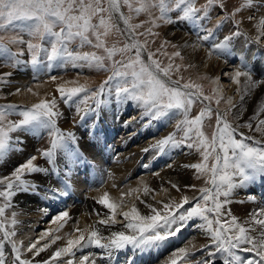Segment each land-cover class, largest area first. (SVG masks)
Here are the masks:
<instances>
[{"label": "snow or ice", "instance_id": "1", "mask_svg": "<svg viewBox=\"0 0 264 264\" xmlns=\"http://www.w3.org/2000/svg\"><path fill=\"white\" fill-rule=\"evenodd\" d=\"M217 2L218 0H206L205 5L196 7L195 0H0V63L5 66H18L21 64L19 57L27 51L30 60L25 63H30L37 73L68 64L74 68L110 71L112 74L96 90L90 91L87 84L79 85L75 81L67 82L77 84L75 87L59 85L57 91L60 98L68 103L74 97H80L77 114L83 113L80 116L83 121L89 112L97 111L103 103L100 97L105 86L116 81L117 101L135 102L142 110L141 118L146 117L149 124L171 119L179 114L182 119L178 121L176 129L183 133L182 137L177 139L176 133H172L157 141L153 147L160 151L166 146L195 149L201 155L200 162L185 167L194 169L197 179L205 177V186L197 189L198 196L191 199L182 196L179 203L171 199L168 202L161 201L159 207L141 200L150 212L147 215L142 214L135 205L130 211L122 212L123 221L127 222L124 224L127 231H114L110 236L104 237L93 227L86 238L84 233L89 232V229L80 230L77 227L73 233L68 234L64 246L57 247L48 259L36 261L35 257L40 256L62 237L54 236L49 243L40 247L38 245L41 240L52 236L51 229L42 232L39 239L27 246L23 241L15 239V226L18 223L16 213L13 212L9 220L6 210L13 207V198L18 193L35 190L36 185L31 184L25 178L26 175L49 171L48 168L34 163L37 160L36 155L29 156L9 175L0 176V264H97L95 258L87 254L77 257L76 253L89 246L104 249L109 256L113 250L128 246L139 250L158 247L181 233L187 222L195 219L202 221L198 227L210 243L195 249L189 239L185 246L172 252L166 264H216L215 258L218 255L222 257V264H264V209L250 213L249 219L244 222L238 221L230 210L223 211L225 204L230 203L229 197L235 188L243 187L257 176L264 177V102L259 104L256 114L249 121L233 126L227 117L232 115V120L238 121L242 112L237 105H233L232 98H228L227 104L231 107L226 112H215V130L209 138L203 128L205 119L212 118L213 109L206 106L194 117L190 113L192 106L198 101L202 103L213 98L205 95L199 84L190 80L181 83L182 76L172 79L173 71L178 73L180 65L174 66L171 61L174 57L182 59L180 51L172 53L170 62L162 66L155 58L160 49L152 51L147 47L148 37L158 35L154 29L160 26L159 21L173 22L170 12L178 10L180 20L195 24L201 19L199 14L207 16L208 6ZM251 3L252 0H245L243 6H250ZM220 6L223 7V4ZM123 8H127V13ZM153 10L158 15H154ZM240 10L241 8H237L231 14L232 17ZM142 13L148 16V20L132 23L134 16L138 17ZM121 22L124 27H121ZM144 24L149 27L138 31ZM205 31L207 34L199 37L201 41H208L212 36L211 30ZM258 31L256 42L261 43V38L264 37V19L259 21ZM238 35L240 33L236 31L232 36H225L222 41L213 44L209 56L229 55L230 41ZM111 36H116L117 39L109 43ZM139 37L145 39L141 41ZM74 44L77 47L74 48ZM85 45L102 50V54L96 51H80ZM14 47L16 51H13ZM163 47L162 44L161 48ZM6 76H11V73L0 75V81ZM51 79L55 81L57 77L52 76ZM231 82L238 86L237 92L242 102L254 89L264 86V79L254 80L245 64H241L231 75ZM20 91L21 89H17L14 94H19ZM27 91L32 92V89L28 88ZM81 93L84 94L82 97ZM221 99L222 97L216 98L215 103L219 105ZM232 108H237V111L233 113ZM14 114H18L21 119L11 120L9 117ZM60 115L55 98L42 99L30 108L19 110L15 105L0 106V159L23 143L13 133H46L49 146L40 151V156L51 166V171L59 173L58 164L62 163L64 175L70 176L74 168L86 163V160L80 151L75 133L64 132L57 126ZM253 121L257 123L254 125ZM240 128L260 133L262 138L238 133ZM171 186L176 191H181L178 185ZM185 187L196 189L195 185ZM138 191L139 189H132L128 195ZM151 191L153 190L147 186L143 188L144 195ZM53 194L67 195V192L56 189ZM221 197L224 199L221 200ZM97 203L109 213L98 223L105 226L116 224L120 204L111 202L108 193H104ZM189 204L191 206L185 208ZM181 209L184 211L181 212ZM69 218L67 211H60L51 223H66ZM63 226L61 223L55 231L58 232ZM75 233L79 235L72 238ZM6 244L11 248L10 253L5 250ZM194 249L201 253L206 251L207 255H202L199 260L194 259ZM237 250L252 253L254 258H242ZM24 253H31L32 256L24 258Z\"/></svg>", "mask_w": 264, "mask_h": 264}, {"label": "bare ground", "instance_id": "2", "mask_svg": "<svg viewBox=\"0 0 264 264\" xmlns=\"http://www.w3.org/2000/svg\"><path fill=\"white\" fill-rule=\"evenodd\" d=\"M261 19H264V9L260 10V14H257L256 18L252 17L250 19L251 21L245 23L246 29L250 30L251 35L255 38L259 34V21ZM254 24L255 26H253ZM121 25H123L122 22ZM170 32L173 36L182 37V35L178 31L171 30ZM253 49V45L249 46L248 53H244V55L240 54L236 50L235 52H233V56L230 55L229 58L225 59L226 63H224V61L215 62L214 60L203 55L201 52L202 48L201 50L195 46H189L186 48L189 58H191L192 62L195 63L198 69L202 72L204 71L207 74L210 73L212 77L216 79V81L221 72L225 70V72H223V76H221L222 78H220L221 84L219 85L218 90L224 91L227 100L228 98H232V102L235 101V94L238 95L236 105L242 112V115L239 119L240 121H243L247 116H250L252 112V103L254 101L249 100L250 96L248 95L245 96L244 101L242 102L240 99V94H238L237 92L238 86L233 83L228 84L225 78L231 79V75L236 71V67L231 72L227 71L229 69L231 70L234 65L238 66V64H240L241 62H243L241 64L247 65V69H250L249 66L252 62L251 57L255 54V52L253 54ZM260 53L261 52L257 54ZM53 70H55V67L50 71L37 73L32 66L21 65L19 67V73H17L13 78L8 79L7 85H5L4 91L8 97V100L14 103H18V105H32L34 104V102L40 100L41 98H45L46 96L49 98L51 96V92L54 90V86L52 82H47L46 78H48L53 73ZM241 80L243 81V77L241 78ZM263 87L264 86L258 87L257 91L255 92L258 93L261 89H263ZM28 88H31L32 92H28ZM17 89H21L20 93L14 94L16 93ZM33 93H36V95H33ZM108 102L109 100L103 101L100 106V111L102 112L101 115L103 124H108V126L110 124V133H101L103 129L99 124L89 125V120H85V118L82 121L81 125H78L81 121L80 117L77 124V127L79 128L76 131L77 138H81V142L85 145V147L87 146L86 149L89 150L90 153H98L101 156L100 160L103 159V164H101V166H98L96 162H93L89 155L80 148V151L83 153L86 163L77 165L70 176L66 177L64 175L62 163L58 164V169L60 170L59 173L51 171L50 165L46 167L44 166L42 168L49 169L47 173H34L31 174L30 178L28 177V175H26L25 177L31 184L36 185L35 191L37 190V192H39L36 195L38 197L31 195L29 191L20 192L13 198V207L11 208V210L16 213V220L18 221L17 225L15 226V230L17 231V236L15 237V239L17 241H23L24 245L27 246L30 242H34L33 239H35L36 237V240L39 239L42 232L49 229L52 230V236L41 240L40 244H45L47 240L52 239L54 236L62 237V239L57 240L55 244H52L46 251L42 252L40 256L35 257L36 261H44L48 259L51 253L57 247L64 246L66 244L68 234L73 233L74 229L77 227L80 230H83L85 228L89 229V232L84 233L86 238L93 227L97 228L104 237L110 236L114 231H127V229H125L124 227L117 228L101 225L98 223L99 220L97 217V213L99 212H97L96 209H98L97 206L99 205V203L95 204L93 200L100 199L104 195V193L108 192V190L110 201L118 203V195L125 189H136L141 184H143V188L147 186L152 189L153 191H151L148 195H144V192L142 190L138 196L139 199L135 200L133 204L141 211L142 214L145 215L149 214L150 210L145 207V204L141 203V200L154 204L157 207L160 206L159 202L161 201L168 202L171 199L178 203L181 200L183 193L182 186L189 179L188 174L190 168L185 167V165H190V159H188L190 155H183L180 151H177L176 148L171 150V146H166L163 151H160L159 149L153 147L154 145H156L157 141L172 134L171 128L168 127L170 121L166 118L158 121H153L150 124L148 123L147 125H143L142 122L144 121V118H141V109L135 104L130 108L127 107L125 103L118 102L117 99H115L114 101L112 100L109 103ZM109 110L110 113L108 116H106L105 112H108ZM234 110L236 112L237 108H234ZM127 113H131L133 115L131 120L123 119V117ZM89 116L91 115L89 114ZM114 121L116 122L111 124ZM101 122L102 121L97 119V123ZM116 128H120V130L116 132ZM131 129H133L134 131L130 132ZM99 133L103 134L102 136L105 135L104 137L108 139L110 134L112 133H116L117 136L122 138L116 139L113 143H111L110 147H108L106 143V146H104L105 141L101 140L102 142L100 141V147L95 151L94 146H92L94 141L93 136ZM29 134L31 135L29 136ZM247 134L248 136H255L256 138L258 137L257 135H250L249 133ZM37 135L38 134L35 133L23 132H21L20 134H14V137H22L21 140L23 141V147L21 146L22 148H16V150L11 151L7 154L2 162L3 165L0 169V176H4L6 174L9 175L20 161H26L27 157H29V152H34L32 151L33 148L31 147L30 142L34 140ZM149 135L153 137V143H151L149 140H145V138L150 137ZM81 142H79V145L82 144ZM145 149H148V151H145ZM153 151L156 152V156L153 154L152 157L146 159V162H143V160L141 164V159L145 155L149 157L151 154L149 152ZM39 157L43 159L42 156L39 155ZM168 162H172L171 167L163 166L164 163ZM36 164L39 166L41 165V163L39 164V162H37ZM152 166L160 170L158 174H150V172L152 171ZM90 169H93L94 172H91ZM138 169L142 170L143 174L138 179L136 178L135 180H131ZM144 172H147L148 174ZM54 174L56 175L54 176ZM103 177L105 179H103ZM128 179H130V181L126 182ZM102 180L106 181L105 186L99 190L92 191V186L101 183ZM122 183H124L122 187L118 188ZM172 184L178 185L181 191L178 192L176 191V189L172 188ZM66 185L67 187H65ZM160 187H165L168 189V193H166V196L163 198L160 197L155 200L151 199V195ZM56 189H59L61 192L66 191L67 195H54L53 190ZM85 190L90 192L89 199H87V201L84 200L86 193H82ZM91 196L96 197L95 199H92V202H90ZM191 196L189 198H191ZM229 199L230 203H228V208L231 214L237 217L238 221L240 222L247 221L249 219L250 213L258 211L259 209H264V177L257 176L255 180L246 183L243 187L235 188L232 191ZM73 200H76L74 205L72 202ZM36 201L42 202L44 207L42 206V204L41 206L43 209L40 207V204L37 205ZM60 205H63V208L67 207L65 211L69 213L70 217L67 222L65 223L63 221H60L55 224L48 222V224L45 226H43L44 224L39 226L40 220H42L45 216L51 214L54 207ZM101 213H99V215L106 218V215ZM26 216L28 217L25 218ZM32 219L33 221L29 222ZM90 219H93V222H91ZM46 220L47 219H45L44 221ZM193 221V225H191L187 231L193 234L191 238L192 243L193 245H195V249H199L201 248V246L209 244L210 241L205 236L203 231L198 227V225L202 223V221H200L199 219H195ZM61 223H63L64 226L60 228L58 232L55 231ZM38 229H41V231L37 233L39 234V236H36L34 232H36ZM183 233L184 232H181L180 234ZM76 235H79V233H75L72 238H75ZM185 245L186 244L174 245L171 242L164 248H161L159 255L156 257L153 256L151 251H147L144 256H140V251L137 250L134 254H132L131 258L127 259L126 257H124V255L131 248V246L120 250H113L110 256H108L107 254L103 255V252H105V250L95 246L85 247L77 253H79L80 255L89 254L90 257H93L97 260V264H166V261L169 259L172 252ZM40 246L41 245H38V247ZM93 249H95V251H92ZM5 250L6 252L10 253V246L6 244ZM96 252H102V254H95ZM237 254L242 258H254L252 253L237 250ZM202 255L206 256L207 252L205 251L204 253H201L200 251H195L194 259L199 260L202 258ZM31 256V253H24V258H30ZM219 258L222 262V257L219 256L216 259ZM53 264H56V262H53Z\"/></svg>", "mask_w": 264, "mask_h": 264}, {"label": "rangeland", "instance_id": "3", "mask_svg": "<svg viewBox=\"0 0 264 264\" xmlns=\"http://www.w3.org/2000/svg\"><path fill=\"white\" fill-rule=\"evenodd\" d=\"M221 3L223 4V7L220 6ZM195 4H196V7H201V6L206 4V0H195ZM244 4H245V0H218L217 3L208 6L207 16H204L203 13L199 14L201 16V19L195 24H193L190 21L180 20L179 19V15H180L179 11L174 10V11L169 13V16L172 18L173 22L172 23H164L163 21H159L158 23L160 24V26L154 29V32L158 33V35L148 37L149 44L147 45V47L152 51H156L157 49H160V51L157 52V55L155 58L161 62L162 66H166L170 62L169 57L171 56L172 53H174L176 51H180L182 59L180 57H174V58H172V61H171L174 64V66L180 65L179 72L177 73V72L173 71V73H172V79L173 80L178 79L180 76H182L183 80L181 81V83L190 80V81L194 82L195 84H199L202 86L203 93L205 95H208V96L213 98L211 101H203L202 103L200 101H198L196 104H194L192 106V110L190 113V115L194 117L195 115H197L201 111L202 108H204L206 106H209L213 109L214 114H213L212 118L210 120L205 119L204 128H203V131L205 132V134L209 138L212 136V134L215 130V124H216L215 112L216 111L226 112L231 107L230 105L227 104V98H226L224 91L218 90V87L221 84L220 78H222L221 76H223V74H224L223 72H225V70H223L221 72L222 75L220 74L217 78V81H216V79L214 77H212V75L210 73H209L210 74L209 75V74L205 73L204 71L202 72L201 70L198 69V67L195 65V63L192 62L191 58H189L187 51H186V48L189 46H195L200 50L202 48L201 52L203 55L214 60L215 62H218V61L223 62L224 61V63H226L225 59L229 58L230 55L233 56V52H235L236 50H237V52H239L242 55H244V53L245 54L248 53V51H249L248 47L251 45L254 46L253 54H254V52H256V54H257V53L261 52L262 50L264 51V42H263L264 37L261 38V43H257L256 38L254 36H252L250 33V30H247L245 27L246 26L245 23L251 21L249 19L250 16H251V18L252 17L256 18L257 14H260V10L264 9L263 8L264 7V0H252V3L250 6H243ZM237 8H241V10L238 13H236L235 17L233 18L231 14ZM122 10L125 13H127V8H123ZM153 13H154V15H158V12H156L155 10H153ZM146 20H148V16L146 14L142 13L138 17L134 16L132 23H141V22L146 21ZM254 22H255V20H254ZM217 25H220V26L217 27ZM253 26H255V24ZM121 27H124V26H121ZM147 27H149V25L144 24L143 28H141L138 31H144ZM206 29L211 30L212 36L208 41H201L199 39V37L207 34V32L205 31ZM171 30L172 31L175 30V31L180 32L182 37L173 36L170 32ZM236 31H239L240 35L234 36L231 39L230 46H229V51H230L229 55H227L225 57H218L216 55L209 56V50L213 44L222 41L225 36H232V34ZM25 39H28V37L25 36ZM116 39H117L116 36L109 37V43L115 41ZM139 39L141 41H143L145 38L139 37ZM190 40H192V41H190ZM162 44L164 45L163 48H161ZM243 44H244V47L246 49L245 50L246 52L242 50ZM173 45H175V47H173ZM21 47H23V46H21ZM73 47L75 48V47H77V45L74 44ZM16 50L17 49L14 47L13 51H16ZM79 50L82 52L96 51L98 54H102V50L95 49L89 45H85L83 48H81ZM19 59L21 60V64L18 66H15V67L5 66L4 64L0 63V75L5 74V73H11V76H6V77H4V79L2 81H0V106L15 105V106H17L18 110L23 109V108H30L33 105V104L32 105L31 104L18 105V103L11 102L8 100V97L4 91L5 85H7V80L13 78L14 76H16L17 73H19V67L21 65L31 66L30 63H25L26 61L30 60V56L27 53V51H25L24 55L20 56ZM145 59H146V54H145ZM251 60H252V62H251V65L249 66L250 69H248V70L252 73L253 79L254 80L264 79V75H261L259 77L261 71L264 70V67L259 66L261 64V61L259 59H257V56L253 58V55L251 57ZM241 63H243V62H241ZM241 63L238 64V66L234 65L232 67V69L231 70L229 69L230 71L228 70L227 72L233 71L235 67H236V69H237V67L239 68L241 66ZM63 70H64V72H63ZM111 74L112 73L110 71L106 72V71L97 70L94 68H92V69L87 68V67H84V68L76 67V68H74V67H72L71 64H68L67 66H63V67H55V70H53V73L48 78H46L47 82L53 83L54 90L51 92V96L49 98L46 96L45 98H41L40 100H42V99L51 100L52 98H55L57 101V110L61 114L57 120V126L64 132H73V133H75V135H77L76 131L79 128V127H77V124H78L77 120L79 119L80 115L82 114V113L77 114V104L79 103L80 97H74L72 103H66L64 100H62L60 98V94L57 91L58 86L63 84L66 87H75V86H77V84H79V85L87 84L90 91L96 90L99 88V86L105 80L108 79V77ZM52 76L57 77V79L55 81H53L51 79ZM225 79H226V82L228 84H232L230 78H225ZM72 81L77 82V84L67 83V82H72ZM115 85H116V81H111L108 85L105 86L104 93L100 97V98H102V101L109 100V102H111L112 100L114 101L115 99H117L115 96ZM257 88L254 89L251 92V94L249 95L250 97H252V98L249 97V100L254 101L252 103V107H251L252 112H251L250 116H247L245 118V120H243V121H240V120L233 121L232 115H229L227 117L228 120L231 123H233V126H235V124H237V123L243 124L246 121H249V119L256 114V110H257L259 104L261 102H264V87L258 93H256L255 91H257ZM214 90H216V91H214ZM254 93H255V95H254ZM233 94H235V93H233ZM83 95H84L83 93L80 94L81 97ZM235 95H236V97H235V101L233 102V105H236L237 99H238V95L237 94H235ZM219 97H222V99L220 101V104L217 105L215 103V99L219 98ZM40 100L34 102V104L39 103ZM201 100H202V97H201ZM124 103H125V105H127V107H130V108L132 105L135 104V102H132V101H128V102H124ZM72 104H73V106H72ZM89 104H92V101H89ZM81 107H83V105H81ZM232 112L235 113L234 108H232ZM101 113H100V115H101ZM105 113H106L105 115L108 116L110 113V110L108 112H105ZM89 114L90 113H88L87 116H85V120H89L88 121L89 125H92L93 120L95 122H97V119L103 122L102 117H100L99 115H93L91 117V116H89ZM129 115H131V116H129ZM90 117H91V119H90ZM132 117H133V115L131 113H127L123 117V119L124 120H131ZM9 118L11 120H14V121L21 119V117L18 114H14V115L10 116ZM145 118H144V121L142 122L143 125L148 124L147 118L146 119ZM181 119H182V116H180L179 114H176L171 119H168L170 121L168 127L171 128L172 133H176L177 139L181 138L183 135L182 132H177V129H176V125H177L178 121ZM115 122L116 121L112 122L111 124H113ZM255 123H257V121H253L254 125H255ZM66 124H68V125H66ZM109 127H110V124H109ZM240 129H242V130H240ZM240 129H238V133L243 132L246 136H248L247 133H249L250 135H257L258 136L257 139L262 138L260 133L250 132L247 128H240ZM133 131L134 130L131 129L130 132H133ZM17 133L20 134L21 132H15L12 135L14 136V134H17ZM109 133H110V129H109ZM238 133H237V138L239 139L240 137H239ZM45 134L46 133L38 134L35 137V139L30 142L31 147L33 148L32 151H34V152L33 153L29 152V154H28V156H32V155L37 156V160L34 163H37V162H39V164L41 163L40 167L48 166L45 159L44 158L41 159L39 157L40 153L38 152L39 150H44L49 146V137L47 136V134H46L44 140H42V138ZM112 134L116 135V133H112ZM112 134H110V137H112ZM128 134H130V133H128ZM30 135L31 134H29V136ZM102 135L103 134H100V133L94 135L93 136L94 140L98 137L99 138L102 137ZM20 139H22V137ZM24 139H26V138H24ZM145 140H149L151 143L154 142V139L152 136L145 138ZM78 141L81 142V138L80 139L78 138ZM248 142L252 143V141H248ZM97 144H98V140H97ZM21 146L23 147L22 143L18 144L16 146V148H22ZM80 146H81V149L85 153H87L89 155V157L92 159V161L96 162V164L98 166H101V164H103V159H101L102 161L100 160L101 156L98 153H90V151L86 149L87 146L85 147V145L83 143L80 144ZM92 146H94V145L92 144ZM174 148H176L177 151H180L181 154H183V155H188V154L190 155V157L188 158V159H190L189 164L197 163V162H200V160H201L200 153L197 152L195 149H189L186 146H181V147H172L171 146V150ZM94 150L96 151L95 148H94ZM149 153L154 154L156 156V152H154V151L149 152ZM145 157H147V159L149 158L148 156H145ZM151 157H152V155H151ZM3 160H4V158L0 159V169H1V166L3 165L2 164ZM24 162L25 161H23V162L20 161L16 166H18L19 164L24 163ZM143 162H146V160ZM209 163H211V161H209ZM171 164H172V162H168L166 165H163V166L168 167ZM159 171L160 170H154V171H151L150 174L151 175L158 174ZM142 174H143V172L139 176H137L136 178L138 179ZM55 175L56 174H54V176ZM135 175L136 174H134V176L132 177L131 180L136 179ZM196 175L197 174H196L195 170L190 168L189 174H188L189 179L182 186V190H183L182 196L190 197L192 195L191 196V198H192L193 196L199 195V192L197 191V189L205 186V183H204L205 177L201 176L200 179H197ZM105 176H106V174H105ZM28 177L30 178L31 175H28ZM104 177H103V179H105ZM142 185L143 184H141L138 188H136V189H139L138 192H133L131 195H128V193L132 189H128V190L125 189L126 191L123 190L118 195L119 196L118 204H120V207L117 209V214H116L117 223L114 225L110 224L109 226L117 227V228L118 227L119 228L124 227V224L127 222L123 221L121 213L131 210V208L134 204V201L137 200V197L139 196V194L143 190ZM190 185H195L196 189H192L190 187H185V186H190ZM109 187H112V186H109ZM167 190L168 189L165 187H162V188L160 187L158 190H156L151 195V199H153V197H155L153 200L158 199L160 197L161 198L165 197L166 193H168ZM92 191H95V189L92 188ZM106 192H107V190H106ZM108 192H109V190H108ZM136 194H138V195H136ZM31 195L38 197V196H36L37 194H31ZM95 198H96L95 196H91L90 202H92V199H95ZM221 199L223 200L224 198L221 197ZM24 200H25V198H24ZM36 202H37V205L40 204L39 201H36ZM93 202L96 204L97 200H93ZM41 204H42V202H41ZM241 205H243V204H241ZM42 206H43V204H42ZM100 206H101V208H100ZM190 206H191L190 204L185 205V208H188ZM97 207H98V209H96L97 212H99V213L102 212L101 214H104L106 216L109 214L108 210L105 209L102 205L99 204ZM228 207H229L228 203L225 204L223 211H225V212L229 211ZM180 211L183 212L184 209H181ZM12 213H13V211L11 210V208L6 210V215L9 218V220L11 219ZM57 213H59L58 210L52 212L51 214H49L47 216H45L42 220H40L39 226H41L42 224H44L43 226L47 225L48 222L52 221L53 217ZM27 217L28 216H26L25 218H27ZM97 217H98V220L104 218L101 215H98ZM45 219H47V220L44 221ZM90 220H91V222H93V219H90ZM32 221H33V219L29 222H32ZM192 221L193 220L188 221L186 226L182 230V232L185 233L186 237L180 245L186 244V242L192 238L193 234H191L187 231L188 228L191 225H193ZM40 228H42V227H40ZM37 231L34 232V234H36V236H39V234H37V233H39L41 231V229L40 230L38 229ZM36 238L33 239V241H35ZM51 240L52 239H49L45 243H49ZM40 245L42 246V243ZM76 254H77V257L80 256L79 253H76ZM95 254L101 255L102 252H100V253L96 252ZM104 254L108 255V253H106V252H103V255ZM218 257H219V255L216 258H218ZM216 258H215L216 264H220L221 263L220 258L219 259H216ZM152 264H154V263H152Z\"/></svg>", "mask_w": 264, "mask_h": 264}]
</instances>
